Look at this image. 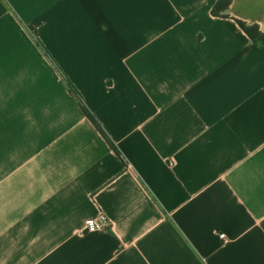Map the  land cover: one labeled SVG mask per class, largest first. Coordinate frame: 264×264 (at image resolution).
<instances>
[{
    "label": "crops",
    "instance_id": "crops-1",
    "mask_svg": "<svg viewBox=\"0 0 264 264\" xmlns=\"http://www.w3.org/2000/svg\"><path fill=\"white\" fill-rule=\"evenodd\" d=\"M216 2L0 0V264H264V17Z\"/></svg>",
    "mask_w": 264,
    "mask_h": 264
},
{
    "label": "trees",
    "instance_id": "trees-1",
    "mask_svg": "<svg viewBox=\"0 0 264 264\" xmlns=\"http://www.w3.org/2000/svg\"><path fill=\"white\" fill-rule=\"evenodd\" d=\"M232 4V0H217L216 4L214 5L212 9V13L215 16L218 17H229V14L227 13V10L230 8ZM237 22L239 26L249 35L251 40L259 45L264 46V31L260 29V26L257 23H248L246 21H243L241 19H237ZM40 44V42L38 41ZM46 52V51H45ZM46 54L49 56L48 52ZM63 79L71 92V94L76 98L77 102L79 103L81 109L85 113V115L89 118V120L95 125V127L100 131V133L106 138L111 148L118 154L121 155L118 148L115 146L113 141L109 138V136L106 134L104 129L102 128L101 124L99 123L96 116L88 109L85 102L82 99L81 94L79 91L75 88L73 83L63 75Z\"/></svg>",
    "mask_w": 264,
    "mask_h": 264
},
{
    "label": "built area",
    "instance_id": "built-area-1",
    "mask_svg": "<svg viewBox=\"0 0 264 264\" xmlns=\"http://www.w3.org/2000/svg\"><path fill=\"white\" fill-rule=\"evenodd\" d=\"M176 160L171 158V165H175ZM86 229L90 232H94L97 230L107 229L111 226V220L109 217L100 212L96 217H89L85 220Z\"/></svg>",
    "mask_w": 264,
    "mask_h": 264
},
{
    "label": "rangeland",
    "instance_id": "rangeland-1",
    "mask_svg": "<svg viewBox=\"0 0 264 264\" xmlns=\"http://www.w3.org/2000/svg\"><path fill=\"white\" fill-rule=\"evenodd\" d=\"M237 7L252 17H264V0H237Z\"/></svg>",
    "mask_w": 264,
    "mask_h": 264
}]
</instances>
